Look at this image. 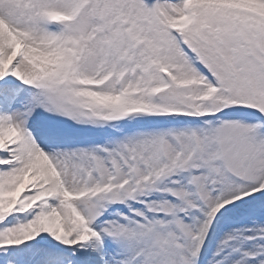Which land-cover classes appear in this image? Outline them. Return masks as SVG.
I'll return each instance as SVG.
<instances>
[{
    "label": "snow or ice",
    "instance_id": "1",
    "mask_svg": "<svg viewBox=\"0 0 264 264\" xmlns=\"http://www.w3.org/2000/svg\"><path fill=\"white\" fill-rule=\"evenodd\" d=\"M0 264H264V0H0Z\"/></svg>",
    "mask_w": 264,
    "mask_h": 264
}]
</instances>
